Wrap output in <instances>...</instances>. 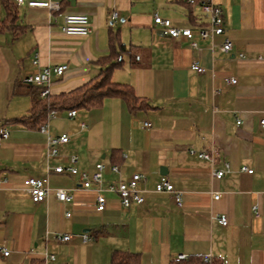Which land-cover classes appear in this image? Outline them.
Wrapping results in <instances>:
<instances>
[{"label": "crops", "instance_id": "1", "mask_svg": "<svg viewBox=\"0 0 264 264\" xmlns=\"http://www.w3.org/2000/svg\"><path fill=\"white\" fill-rule=\"evenodd\" d=\"M35 1L59 3L60 10L25 4L18 7L17 22L25 30L17 37L13 30L0 31V108L7 104L0 112V131H10L0 142V264H111L116 251L137 254L139 264H178L179 254L191 263L211 254L214 264H264V0H213L223 10L226 29L215 39L214 51L197 33L194 49L188 40L163 35L155 24L156 15L176 28L196 30L206 24L199 7L185 0ZM68 13L87 14L92 34L65 36ZM5 16L0 0V23ZM112 32L133 50L112 78L130 85L148 107L132 112L123 99L106 98L74 118L59 113L49 129L68 134L70 142L48 158L46 134L11 121L32 109L26 88L14 95L16 84L42 67L67 64L62 77L52 76L51 93L81 87L99 73L98 61L110 51ZM226 39L233 43L229 54L219 50ZM195 62L207 73L192 70ZM229 77L238 83L229 84ZM191 149H216L215 161L199 160ZM73 155L80 172L105 165V186L144 175L139 189L145 203L125 208L115 193L105 192L107 207L97 212L95 187L85 190L78 176L53 171ZM111 165L120 173L111 172ZM226 165L222 179L212 177L213 170ZM162 167L183 193L181 207L172 194L156 192ZM243 167L253 173L242 172ZM29 177L48 179L44 202H33L24 186ZM57 189L73 199L59 202ZM214 194L220 199L214 200ZM220 216L227 218L226 226ZM57 233L73 238L61 243ZM82 234L94 241L85 243Z\"/></svg>", "mask_w": 264, "mask_h": 264}, {"label": "built area", "instance_id": "2", "mask_svg": "<svg viewBox=\"0 0 264 264\" xmlns=\"http://www.w3.org/2000/svg\"><path fill=\"white\" fill-rule=\"evenodd\" d=\"M15 4L18 7H21L27 4L29 7L37 8H46L51 12H57L60 10V4L56 2H43L35 0H14ZM190 6L199 7L201 13L206 18V25L204 27H199L196 30L191 28H176L174 27L170 20L163 19L159 15L154 17V22L156 25L162 28L164 34L168 37L180 40H188L191 44V47L198 49L199 45L195 39V34H198V37L202 41L208 42L207 49L214 51L216 48L215 39L219 36L225 34V24H224V15L221 6L216 4L213 0H185ZM118 13L114 12L112 14V20H116ZM62 32L65 36L75 37V38H85L92 34L93 29L90 23V18L87 14L82 13H68L64 16V25L62 27ZM233 49V43L230 39H226L220 46L219 50L222 53L229 54ZM33 64L39 66L38 58L33 60ZM192 70L199 74L207 73V69L200 65L199 62H195L191 66ZM67 64H61L57 66H45L42 67L38 72L26 75L22 78L24 84H29L37 87H41L42 91L40 93L41 98H45L50 94V86L52 84V76L62 77L67 71ZM212 76L215 77V74L212 73ZM229 84L236 85L237 79L233 77L227 78ZM78 112L76 110H70L67 112L69 118L76 117ZM59 113L53 111L49 113L47 121L45 124H42L39 127V131L46 134L47 136V146L48 152L47 157H55L59 155V149L61 146L67 145L70 142V136L68 134L56 135L49 129V122L58 118ZM237 124L240 125L241 121L238 120ZM261 126L264 128V119L260 122ZM85 127V124H82V128ZM144 127L150 128V123H145ZM10 131L7 128H2L0 131V142L9 137ZM190 154L196 157L199 160H206L214 162L217 150L213 149L210 151H197L195 149L190 150ZM78 157L69 156L68 163L66 166H57L54 168V172L57 174H68L70 176H78L82 188L85 190H90L95 187L96 195V204L95 209L97 212L105 211L107 207V199L105 197V192L115 193L122 206L125 208H130L133 204L142 205L145 203L146 199L142 194V191L139 189V184L145 180V176L140 173H135L128 181L120 180L118 183H109L107 186L104 185V174L107 171V167L103 164L99 165L97 171L93 173L80 172L77 168ZM52 169L48 167V171ZM109 170L113 173H120V168L117 165H111ZM242 172L249 174L253 173V170L243 167ZM228 172V165L224 170H213L212 177L215 179H222L225 174ZM24 186L28 189L31 194V198L34 203L44 202L49 193L50 189L48 187L47 178H33L29 177L25 179ZM156 192L158 193H169L172 194L175 198L176 204L181 207L183 205V193L175 189L173 183L166 177L162 176L160 181L156 185ZM56 198L59 202L67 203L73 199V196L69 194L64 189L55 190ZM220 194H214V200H219ZM257 208H254L255 215L258 216ZM67 217H70L71 214H67ZM218 221L221 225L226 226L228 221L225 216L218 217ZM82 239L85 243L94 241V238L88 234H82ZM73 238L72 235L57 233L55 234V239L61 243H66L71 241ZM4 256L9 255V251L4 250L2 253ZM50 259L55 260V256H49ZM178 261L189 262V257L186 254H179ZM214 258L211 254L202 256L198 263H188V264H213Z\"/></svg>", "mask_w": 264, "mask_h": 264}, {"label": "trees", "instance_id": "3", "mask_svg": "<svg viewBox=\"0 0 264 264\" xmlns=\"http://www.w3.org/2000/svg\"><path fill=\"white\" fill-rule=\"evenodd\" d=\"M2 3L6 16L4 21L0 23V31L4 29L13 30L17 37L25 30V26H20L17 23L18 6L12 0H2ZM190 7L192 8L193 6ZM132 51L131 48L121 42L118 33L112 32L110 35V51L108 55L98 61L100 65L99 73L81 87L60 94H52L50 92L45 98H41V87L24 84L19 81L14 89V95L24 93L23 89L26 88V93L32 100V109L29 115L15 118L11 121H15L25 127H40L46 123L49 113L53 111L61 113L70 110H92L100 107L106 98L123 99L132 112L148 107V103L145 100L138 98L134 94L130 85L115 82L112 78L113 71L121 67L123 56L125 54L130 55ZM188 263H191V261H178V264ZM111 264H139V257L134 253L116 251L112 256Z\"/></svg>", "mask_w": 264, "mask_h": 264}, {"label": "rangeland", "instance_id": "4", "mask_svg": "<svg viewBox=\"0 0 264 264\" xmlns=\"http://www.w3.org/2000/svg\"><path fill=\"white\" fill-rule=\"evenodd\" d=\"M119 21H120V20H118V22H119ZM7 103H8V105H9V102H8V101H7ZM6 109H7V104L5 103V104L1 105L0 112L5 113ZM12 110H13V106H11V108H10V111H12Z\"/></svg>", "mask_w": 264, "mask_h": 264}, {"label": "water", "instance_id": "5", "mask_svg": "<svg viewBox=\"0 0 264 264\" xmlns=\"http://www.w3.org/2000/svg\"><path fill=\"white\" fill-rule=\"evenodd\" d=\"M163 33V35H165V36H167L166 34H164V32H162ZM168 37V36H167ZM160 174L162 175V176H166L167 175V169L165 168V167H162L161 169H160Z\"/></svg>", "mask_w": 264, "mask_h": 264}]
</instances>
